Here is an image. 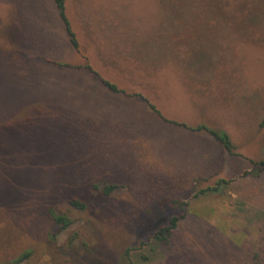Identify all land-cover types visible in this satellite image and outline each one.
<instances>
[{
    "label": "rangeland",
    "instance_id": "rangeland-1",
    "mask_svg": "<svg viewBox=\"0 0 264 264\" xmlns=\"http://www.w3.org/2000/svg\"><path fill=\"white\" fill-rule=\"evenodd\" d=\"M79 1L66 0L69 13L104 76L141 91L170 121L227 131L239 155L145 105L108 125L100 82L57 64L90 62L87 49L64 33L45 40L54 0H0V264L264 257V171L245 174L264 158V0H82L88 18L106 17L91 24L96 38ZM221 178L230 180L221 191L193 197ZM107 185H117L111 195ZM52 211L73 223L60 229ZM173 216L178 227L156 239Z\"/></svg>",
    "mask_w": 264,
    "mask_h": 264
},
{
    "label": "trees",
    "instance_id": "trees-1",
    "mask_svg": "<svg viewBox=\"0 0 264 264\" xmlns=\"http://www.w3.org/2000/svg\"><path fill=\"white\" fill-rule=\"evenodd\" d=\"M54 3L56 5V8L58 10L60 18L64 23V27L68 33L69 40H70L72 47L76 51H80L79 40L77 38L75 31L73 30L71 21L69 19L68 14H67L66 0H54ZM57 64L60 66H68V67H73V68L87 69L101 81V84L105 88H108L110 91H112L114 93H124L128 96L140 97L147 104L148 108L162 121L171 122L175 125L185 127L187 129H189L191 131H195V132H207L208 134L212 135L215 138V140L219 143V145L225 151L229 152L232 155H239L236 151V146L232 142L231 137L227 131L221 130V129H215V128H212L206 124H199L198 126H189L186 123H180L177 121H173V120L170 121V120L166 119L163 116L161 110L154 103H152L147 97H145L141 93H128L126 90L118 87L117 84H115L114 82H111L110 80L103 77L99 73V71L96 70L89 61H87L81 65H71V64H67V63H57ZM261 126H264V120L261 123ZM252 163L254 165L253 169L250 171H246L245 174H252L255 176L260 175L264 171V158L259 160V161H252ZM229 183H230V180H226V179L221 178L220 180H218L216 182V184L214 186H208L206 188L200 189L199 191H196L193 194V197L198 198L199 196L205 195L209 192H219L225 187V185H228ZM116 188H117V185H107L103 188V192L107 195H111L115 191ZM188 203H189L188 200L174 199L171 202V205L176 206V207L185 208L184 206L188 205ZM70 205L77 208V209H80V210H83L86 208V203H84L81 200H77V199H72L70 201ZM51 214L53 216L55 223L58 225V227L60 229H65L73 223V220L69 217V215H67L65 213H58L56 211H52ZM180 220H181V217L173 216L170 219L169 224L166 226H163L155 234L154 237L158 240H168V238L172 235L173 231L178 227ZM25 258H27V254L23 255L22 258H19L17 260V262H21ZM240 264H264V257H262L261 253L255 252L253 255H251V260L246 261L244 263H240Z\"/></svg>",
    "mask_w": 264,
    "mask_h": 264
},
{
    "label": "crops",
    "instance_id": "crops-1",
    "mask_svg": "<svg viewBox=\"0 0 264 264\" xmlns=\"http://www.w3.org/2000/svg\"><path fill=\"white\" fill-rule=\"evenodd\" d=\"M78 8H79V11H80L81 22L86 26L87 31L90 33V35L93 38H96L97 37L96 31L91 28V24H92V22L93 23L96 22V21H94V18L97 19V17H99V19H101V21H104L106 23V17L105 16L102 17L103 15L95 16V15L90 14L88 16H90L91 18H88L86 16V14L83 13V11H82V0L79 1ZM66 9H67V14H68L69 19L71 21L73 30L75 31V33L77 35V38L79 40L80 48H83L84 47V45H83V39H84L83 32L81 33L80 31H78V29H77V27L75 25L76 22H75V20H73V18L71 17V15L69 13L67 2H66ZM48 21H49V24H51V35L49 36L48 39H45L46 42H49V41L53 42V43L58 42V40L60 38H63L62 37L63 33L69 39L68 33H67V31H66V29L64 27L63 21L61 20V18L59 16V13H58V10H57L55 4H54V10H53L52 16L50 18L48 17ZM111 24H115L116 25V22L115 23H111ZM107 35L110 36L111 38L113 36L111 31H106V36ZM69 42H70V40H69ZM86 47H88V46H86ZM86 49H84V50H86ZM86 51H88V52H86V54L90 57V63L93 65V67L96 70H98L99 73L103 77H105L106 79H108L111 82H113V80L110 79V77L104 76L103 73L97 67V65H95L94 60L92 58L91 52L88 49ZM109 64L111 66H109ZM114 67H115L114 64H111L110 62L106 61V72H108V70L110 68H114ZM87 71L90 74H92L89 70H87ZM110 76L114 80H117L111 74H110ZM93 77L95 79H97L100 82V84H101V81L95 75H93ZM114 83H116V82H114ZM117 83L116 84L118 85V87L126 90L128 93H141V94H143L141 91L140 92L137 91L138 89H134L133 92L128 90V87L123 85V84H121L118 80H117ZM101 87L103 88V91H104V93H103L104 97L103 98L106 99V123L108 125L117 126L120 122L129 120L128 119L129 116L136 115L137 114V107L141 108L143 105H145V107H148L147 104L138 96H128V95H126L124 93H114V92L110 91L108 88H105L102 84H101ZM151 125H152V123L149 124V122H148V124L144 128V131L147 132V133H150V134H154L156 132L155 130H156L157 126L155 128V127H152Z\"/></svg>",
    "mask_w": 264,
    "mask_h": 264
}]
</instances>
